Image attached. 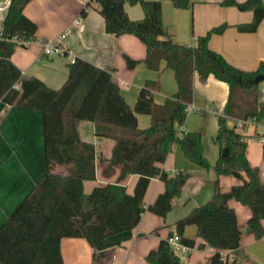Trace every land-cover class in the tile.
<instances>
[{
  "label": "trees",
  "instance_id": "obj_1",
  "mask_svg": "<svg viewBox=\"0 0 264 264\" xmlns=\"http://www.w3.org/2000/svg\"><path fill=\"white\" fill-rule=\"evenodd\" d=\"M29 1L12 0L2 23L0 101L42 111L46 171L0 228V264H64L60 242L65 236L85 237L94 248L93 259L98 261L117 243L111 236L136 227L146 210L165 217L188 176L183 170L170 174L159 165L173 146L178 144L197 165L211 166L204 153L202 133L189 131L181 136L177 128L187 118L196 72L201 80L214 74L229 84L225 113L218 118L214 136L227 153L221 152L213 168L218 175L231 174L242 181L222 190L216 180L213 196L180 217L175 223L176 231L184 244L194 246L195 240L183 233L187 225H196L197 235L204 240L199 246L215 248L210 264H238L237 259L224 257L223 251L238 249L243 232L254 234L256 239L264 236V182L259 167L248 159L246 138L228 125L227 116L254 121L264 118V101L258 96L259 83L264 81V60L256 69L247 70L210 48L211 34L223 32L226 22L197 36L194 44H166L160 39L168 34L161 0H88L81 14L85 15L96 2L107 32L137 35L146 44L145 61L150 68L157 69L166 60L167 66L174 69L177 92L164 104H156L152 92L144 87L131 107L113 79L112 70L80 57L68 63V77L62 86L53 88L36 76H23L11 59L17 45L13 36L25 41L35 39L37 25L23 12ZM126 2L140 3L144 16L131 18ZM172 2L180 8L192 4L191 0ZM222 4L253 11L250 22L236 25L242 31H255L264 17V0H223ZM138 113L151 115L149 127H139ZM78 120L92 121L98 137L115 141L110 163L122 165L120 179L138 175L132 193L120 182L95 185L85 192L84 181L96 178V153L93 143L80 138ZM57 167H64L66 172H57ZM152 177L161 179L165 188L153 203L145 205ZM232 198L251 209L245 228L238 223L229 203ZM146 259L149 264H185L174 253L168 238L161 239ZM250 264L258 263L252 260Z\"/></svg>",
  "mask_w": 264,
  "mask_h": 264
},
{
  "label": "crops",
  "instance_id": "obj_2",
  "mask_svg": "<svg viewBox=\"0 0 264 264\" xmlns=\"http://www.w3.org/2000/svg\"><path fill=\"white\" fill-rule=\"evenodd\" d=\"M190 7H176L172 0H161L162 18L167 35L160 37L166 44H194L196 37L205 35L213 27L226 22L223 32H213L209 46L220 52L232 64L247 70L256 69L264 60V17L255 31H242L238 23L250 22L253 11L241 10L236 5H224L223 0H191ZM239 2L245 0H237ZM88 0H30L24 7V14L37 25L35 39L24 45H16L11 59L23 76H36L53 88H60L68 77V58L63 54L47 55L44 42L57 37L69 26L72 27L64 39L67 47L76 57L83 58L98 67L112 70V76L131 107H134L140 90L144 87L152 92L156 104H164L178 89L174 69L162 60L157 69L150 68L145 59L147 47L143 40L132 33L115 35L105 29V19L98 10V4L92 2L88 12L81 10ZM128 15L133 19L142 18L144 10L140 3H125ZM82 16L83 28L73 24V20ZM229 96V84L214 74L201 80L194 75L193 100L187 106V118L178 126L179 135L189 131L202 133L204 153L211 166L201 167L190 161L183 149L175 144L166 160L159 165L168 173L183 170L188 172L187 179L179 195L173 197L172 208L165 217L149 210L143 213L139 224L131 230L111 236L117 242L108 248L105 258L93 259L94 248L85 237L65 236L60 247L64 264H149L147 253L158 246L161 239L176 232V221L196 206L206 203L214 194L218 180L222 190L241 183V179L231 174L218 175L213 165L222 150L214 136L218 130V118L225 113ZM259 100L264 101V81L259 83ZM228 125L235 127L247 141V156L251 164L260 169L264 182V118L260 121H238L227 116ZM140 128L151 125V115L138 113ZM77 130L83 141L95 146L96 178L84 181L85 192L95 185L120 182L132 193L138 175L130 174L122 179V165L111 164L110 157L115 144L111 138L98 137L95 125L90 120H78ZM57 172L65 173L64 167ZM46 171L44 150L43 113L0 101V228L15 212L26 195L41 179ZM165 188L164 182L152 177L145 194V205L153 203ZM235 209L238 223L245 228L251 216L249 206L236 199L229 200ZM264 225V219L262 220ZM184 237L194 239L195 245L183 251L185 264H210L215 248L209 245L199 246L204 240L197 235L194 224L185 227ZM230 259L238 264H250L255 260L264 264V236L256 239L254 234L243 232L241 246L236 250H224Z\"/></svg>",
  "mask_w": 264,
  "mask_h": 264
},
{
  "label": "built area",
  "instance_id": "obj_3",
  "mask_svg": "<svg viewBox=\"0 0 264 264\" xmlns=\"http://www.w3.org/2000/svg\"><path fill=\"white\" fill-rule=\"evenodd\" d=\"M12 0H0V36L2 33V23L4 21L6 12L11 4ZM73 24L77 25L80 29L83 28L82 16H78L73 20ZM72 27L69 26L64 31H62L57 37L53 39L46 40L44 42V51L47 55H57L63 54L67 56L69 62H74L76 56L74 51L67 47L64 43V39L71 31ZM12 40L16 41L18 45H24L27 41L21 40L18 36H13ZM238 121L236 126L242 124L245 120L237 118ZM260 140L264 142V136L260 137ZM168 242L171 245L174 253L178 255L181 259L184 258L183 251L187 250L188 247L181 241V235L176 231L171 236L168 237ZM224 257H228L226 253L223 254ZM229 258V257H228ZM230 259V258H229ZM233 259V258H232ZM231 260V259H230ZM111 264V263H110Z\"/></svg>",
  "mask_w": 264,
  "mask_h": 264
},
{
  "label": "water",
  "instance_id": "obj_4",
  "mask_svg": "<svg viewBox=\"0 0 264 264\" xmlns=\"http://www.w3.org/2000/svg\"><path fill=\"white\" fill-rule=\"evenodd\" d=\"M226 153H227V148L226 147H223L222 154H226Z\"/></svg>",
  "mask_w": 264,
  "mask_h": 264
}]
</instances>
